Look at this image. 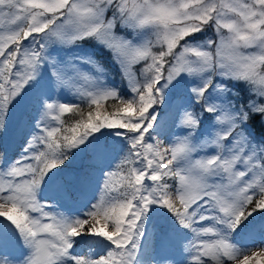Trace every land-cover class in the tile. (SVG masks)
<instances>
[{
    "label": "snow or ice",
    "instance_id": "6c2138e0",
    "mask_svg": "<svg viewBox=\"0 0 264 264\" xmlns=\"http://www.w3.org/2000/svg\"><path fill=\"white\" fill-rule=\"evenodd\" d=\"M208 30L212 36L195 39ZM88 40L112 53L131 96L82 86L95 78L81 64L100 70L91 57L62 63L49 54L53 45ZM45 65L51 80L41 76ZM232 83L247 87L244 103L227 98L240 95ZM50 85L72 89L81 102L50 98ZM213 88L223 99L210 100ZM166 97L173 126L186 130L167 146L157 110ZM206 117L214 127L199 137ZM105 129L123 145L110 167L113 145L97 137ZM5 137L22 145L15 159L2 149ZM85 148L81 168L65 172ZM97 171L103 179L86 218L41 198L58 173L57 194L73 199ZM159 210L173 220L148 236L150 213ZM258 210L264 211V0H0V218L8 222L0 249L6 232L27 249L18 261L0 250V264H175L144 259L153 243L178 247L184 264H264V254L248 255L233 240ZM86 237L102 251L76 254L78 238Z\"/></svg>",
    "mask_w": 264,
    "mask_h": 264
},
{
    "label": "rangeland",
    "instance_id": "374dc122",
    "mask_svg": "<svg viewBox=\"0 0 264 264\" xmlns=\"http://www.w3.org/2000/svg\"><path fill=\"white\" fill-rule=\"evenodd\" d=\"M120 31L123 32L124 30L120 29ZM202 34L205 36L202 38L196 39V40L203 41L206 37H210L213 35L211 30H208L206 33H202ZM126 35L131 37L132 33L128 32V33H126ZM92 41H94V43L97 46H99L100 48H102L104 51L106 50L112 58V53L108 49H106L103 45L97 43L95 40H92ZM82 42H84V41H82ZM82 42H80L79 44H76V45H80ZM49 54L62 63L67 62V61H69V58L76 57V56H89V57H91L94 62H96L100 65V70L97 71L95 68H93L89 64H81L80 65L81 69L85 72L90 73L95 78L93 81H89L87 83L81 82L82 86H84L86 88H90V87H93L94 85H101L102 84V85H106L107 87L119 90L120 94L125 98H128L129 96H131V92L129 89L128 82L122 78L120 66L118 64H116L113 59L111 60V62L113 63L112 65H114L112 72H110V71L106 72V70L103 69V66L101 65V63L98 60H95L94 57H92L91 55H86V53L84 54L82 52H76V51L74 52L71 50V46L53 45L49 49ZM108 75H110L112 78L111 83L107 81ZM41 76L47 77V78H49V80L52 79L51 71L47 65H45L41 69ZM185 79L190 80L191 83H193V84H198L201 82L199 78L185 77ZM217 79L219 80V78H217ZM220 82H223V81H220ZM240 85L241 86L243 85L244 92L246 95L245 97L242 95V93H240L238 91L240 89ZM230 87L235 88L240 93V95L238 98H234L229 94V96L227 98L228 99H236L237 103H244L246 98H247V95H248L247 87L242 83H232V84H230ZM49 97L50 98H58L63 103H71L74 101L81 102L77 98V94L74 93V91L72 89L61 88L59 91H57L56 88L54 86H51V85L49 87ZM209 98H210V100H213V101L223 99V97H221L215 91L214 88L209 90ZM170 104H171V98L166 97L165 105H162L159 107V109H161L163 112L166 113V115H161L159 117L160 122L162 124H166L164 133L161 136L162 139H165V141H164L165 146H167L168 141L171 139L173 134L181 135L184 133V131H186L184 129L175 128L173 126L172 117L170 114ZM186 104L187 105L192 104L191 97L188 98V100L186 101ZM16 114H17V110L14 109L13 110V119H15ZM212 127H214V125H211L210 120L206 117L202 122V126H201L199 133H198V136L202 137L204 135L210 134ZM111 139H112V141H116L115 137H111ZM10 142H11V140L9 139V137H5L3 142H2V149L7 150V153H8V150H10V153H8L10 155H8V157L11 159H15L17 156H19L20 152L22 151V145L20 142H17V144L19 146L15 145L14 148H12V154H11V148L8 147ZM84 152H85V149L83 151H81L80 149L76 150V157L79 158L78 160H81L80 158L84 156V154H85ZM119 152H120V149H118V151H116V152H112V154L109 157V161H108V165H107L108 167L115 164L116 160L119 157ZM105 170H107V167L105 168ZM59 175H60V173H58L57 176H53L52 180L47 181L46 186L42 189L41 194L42 193L43 194L41 195V198L45 199V200H49V201H56L59 209L62 212H66L70 216H79L82 218H86V217H84V214L88 211V208L90 207L91 203L95 202L96 196H97L98 191H99L100 182L103 179V172L97 171L95 173V176L93 177L91 183L89 184V186L85 190H83L77 197H75L73 199H69L71 204L73 205V208L70 211H67L66 209L63 208V207H65V205L67 206V203H66L64 198H62L61 196H59L57 194V191H56V184H57V179H58ZM114 179L116 181H119V177H115ZM260 212H261V210H260ZM263 212L264 211H262V213ZM150 214L161 215L162 216L161 221L166 223V224H171V222L173 220L171 214L167 213L166 210H159L157 212L150 213ZM260 214L261 213H254L252 216L249 217L253 220V224H248V223L244 224L243 223L241 225V227L239 229H237L236 233L233 234L234 242L236 244H238L242 250L248 251L246 253L248 255H252L253 253H258V252L264 254V219L260 220V217H261ZM0 220L4 223V226L7 225V223H8L7 221L3 220L2 218H0ZM91 223H93V222L90 220V224ZM96 226L99 227V225H96ZM176 226L178 227V225H176ZM107 230H111V227H109ZM0 231H4V230L0 229ZM5 234H6V238H7V243L0 250L5 252L6 254H8L14 260L18 261V260L22 259L23 256L27 254V249H25L23 247V245L18 241L17 234H14L11 232H6ZM152 234H153L152 229H150L148 232H146V235H148V236H151ZM184 234L188 237H190V235H191L186 230L184 231ZM11 242L14 243L13 246L10 244ZM78 243H79L78 248L74 249L76 254H82L83 253L86 255L87 254L86 252H88L87 248H89V247H95L98 252L102 251L100 245L95 244V242H89V244H87L86 247H84L82 244H80L79 241H78ZM153 248H156L155 243H153ZM153 256H155V257H152V258H155L156 260L162 261L166 258H172V259H174L175 264H184V254L179 250L178 247L170 246V248L167 250H160L157 248L156 251L153 252ZM253 264H255V262H253Z\"/></svg>",
    "mask_w": 264,
    "mask_h": 264
},
{
    "label": "trees",
    "instance_id": "16d2710c",
    "mask_svg": "<svg viewBox=\"0 0 264 264\" xmlns=\"http://www.w3.org/2000/svg\"><path fill=\"white\" fill-rule=\"evenodd\" d=\"M205 35L203 34H198L197 37L195 39H199L204 37ZM71 50L72 51H76V52H82V53H86L87 55H91L92 57H94L95 60H98L101 65L103 66V69L106 70V72H112V69L114 67V65H112L113 63L111 62L112 58L110 56V54L105 50H103L102 48H100L99 46H97L94 41L92 40H88V41H84L82 42L80 45H72L71 46ZM111 79V76L108 75V80ZM224 82V81H223ZM240 93H242V95L245 97V92H244V88L243 85H240V89L238 90ZM76 103H80V102H71L68 104H76ZM114 101L112 99H109L107 101H104V107L108 108L109 105L113 104ZM82 107H85L84 105H82ZM160 112V116L165 114V112H163L161 109H157ZM87 112V108L85 107V113ZM63 119L67 120L68 119V114H64V116L62 117ZM254 131V129H251ZM105 135L103 137H100V134H97L98 138H101L103 140H106L107 142H109L110 144L113 145V152L118 151V149L121 150L122 148V144L119 140V138H116V141H112L111 137H113L112 135L109 134V130L105 129L104 130ZM124 144H126V141L123 142ZM84 156L81 157V160H78L79 158L76 157V154L74 156V158L71 160L70 163L67 164L66 168H65V172H73V171H77L81 168V166L83 165V163L86 160V157L88 155V149L85 148V152H84ZM256 213H261L260 214V220L264 219V212L262 213V211L260 212V210H258ZM150 222L148 224H146V230L150 229L151 227H153L154 229L156 228L157 225L160 224H166L164 222L161 221L162 216L161 215H152L150 214ZM244 223H253V220L251 218H248L246 221H244ZM0 229L4 230V223L0 220ZM12 246L14 245L13 242L10 243Z\"/></svg>",
    "mask_w": 264,
    "mask_h": 264
},
{
    "label": "bare ground",
    "instance_id": "6f19581e",
    "mask_svg": "<svg viewBox=\"0 0 264 264\" xmlns=\"http://www.w3.org/2000/svg\"><path fill=\"white\" fill-rule=\"evenodd\" d=\"M12 146V144L10 145ZM43 194V193H42ZM41 194V195H42ZM48 194V193H47ZM50 196V195H49ZM94 238H91V237H86V238H78V241L80 242V244H82L84 247L87 246V244H89V242H93ZM78 242L77 244L75 245V248H78ZM83 247V248H84ZM88 249V248H87ZM77 250V249H76ZM87 253V252H86ZM87 255V254H86Z\"/></svg>",
    "mask_w": 264,
    "mask_h": 264
}]
</instances>
